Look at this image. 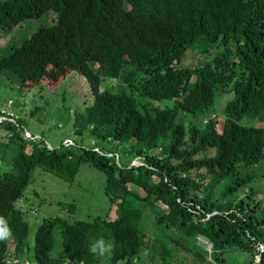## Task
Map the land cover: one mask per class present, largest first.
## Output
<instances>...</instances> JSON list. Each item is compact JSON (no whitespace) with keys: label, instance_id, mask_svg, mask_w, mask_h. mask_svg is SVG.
I'll return each instance as SVG.
<instances>
[{"label":"trees","instance_id":"obj_1","mask_svg":"<svg viewBox=\"0 0 264 264\" xmlns=\"http://www.w3.org/2000/svg\"><path fill=\"white\" fill-rule=\"evenodd\" d=\"M1 74L90 93L58 87L54 142L0 108V264H264V0H0ZM37 172L78 185L73 215L96 178L105 210L45 218L30 249Z\"/></svg>","mask_w":264,"mask_h":264},{"label":"rangeland","instance_id":"obj_2","mask_svg":"<svg viewBox=\"0 0 264 264\" xmlns=\"http://www.w3.org/2000/svg\"><path fill=\"white\" fill-rule=\"evenodd\" d=\"M38 25H46L48 23L47 17H43L40 20H36L33 22ZM203 56H200L195 51H190L188 53V58L185 61L186 66H193L199 64L204 61ZM76 74H69L67 77L63 78L60 82H52L47 81L48 79H43L41 81L40 86H33L30 90H20L17 87H13L10 82L0 75V108L4 110L8 115H16L19 119H22V123L27 129L33 134L36 135L37 138L40 135H43L49 139V141L54 142L57 138L53 135L61 133H68V128H64L67 118L61 117L62 113L58 111L62 108L61 98L56 97L58 92H63L58 88L65 81L68 82V85L71 87L73 85H78L74 88V92L71 93L73 95H82L84 97L85 94L90 93V90L86 89V81L80 80ZM83 78V77H82ZM67 86V84H65ZM19 86V85H17ZM68 87V86H67ZM84 94V95H83ZM50 100L54 107L55 116L58 115L56 120L52 121V125H59V128L55 131L52 129L50 133V120L46 119L49 116L50 107L46 111H42L40 109L41 106H46L47 101ZM228 98L225 95H221L218 99L217 109L219 114H223L224 104L227 102ZM85 99H81V102H84ZM37 111V112H35ZM73 111H71V114ZM60 123H57V122ZM70 128V127H69ZM69 135V133L67 134ZM69 142V140H67ZM66 141V142H67ZM264 171V168L262 169ZM194 177H195V173ZM86 178L85 174L81 175V180ZM94 182L91 183V187L88 188L90 191L95 192V195H92V199L87 197V205L82 207L81 211H77L76 215H73L70 210L71 202H74L75 198H78L76 193L78 191V185L73 189L71 185L68 186L65 182L61 181V179L55 177L49 173L37 172L35 180L31 183L29 189L26 192V196L29 199L28 201L32 205L35 211L32 212V216L30 214L29 220L31 225L30 232V249L34 246V237L38 227L42 224L43 220L48 217L53 216H62L69 221H73L75 219H83V220H91L97 214H101L104 210V203L106 200L102 197L101 193L98 194L95 191V187H99L96 181V178L92 177ZM262 185L261 187H263ZM94 187V189H93ZM73 189V190H72ZM37 191L38 195L34 192ZM38 198V199H37ZM28 203V204H30ZM60 242V239L58 240ZM208 249H211L210 245H207ZM236 260H240V264H244L247 261L248 257L246 254H238V256L233 257Z\"/></svg>","mask_w":264,"mask_h":264},{"label":"clouds","instance_id":"obj_3","mask_svg":"<svg viewBox=\"0 0 264 264\" xmlns=\"http://www.w3.org/2000/svg\"><path fill=\"white\" fill-rule=\"evenodd\" d=\"M0 224H3L2 218H0ZM9 235L8 230L5 227H0V239H4ZM111 245L105 246L104 241L100 240L95 245L90 248L92 253L99 251L100 255H103L105 252L110 251Z\"/></svg>","mask_w":264,"mask_h":264},{"label":"built area","instance_id":"obj_4","mask_svg":"<svg viewBox=\"0 0 264 264\" xmlns=\"http://www.w3.org/2000/svg\"><path fill=\"white\" fill-rule=\"evenodd\" d=\"M9 263H12V261H10ZM15 263H17V261H15Z\"/></svg>","mask_w":264,"mask_h":264}]
</instances>
